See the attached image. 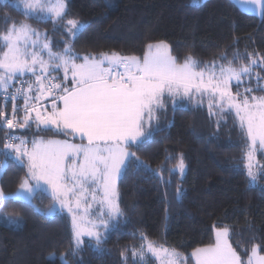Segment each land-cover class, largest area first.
<instances>
[{"label": "trees", "instance_id": "16d2710c", "mask_svg": "<svg viewBox=\"0 0 264 264\" xmlns=\"http://www.w3.org/2000/svg\"><path fill=\"white\" fill-rule=\"evenodd\" d=\"M70 19L85 26L74 40L66 35L65 26ZM13 22L46 31L53 41V51H62V41L69 40L79 57L101 52L142 57L148 43L160 41L169 44L180 63L189 53L201 61L225 64L227 60H219L222 54L228 60L237 52L264 54V14L249 13L233 0H118L116 7H110L105 0H67L66 15L57 22L56 30L51 18L26 15L9 0L6 6L0 4V34ZM247 62L241 55L235 66ZM254 71L264 76V66ZM53 74L61 82V74ZM11 107L9 101L8 116ZM21 114L22 111L18 117ZM157 117L159 130H154L141 147L130 150L153 169L163 165L162 178L130 166L118 182L123 212L118 227L109 229L101 250L93 247L94 242L85 241L78 255L68 254L70 264H134L129 248L139 245L141 232L156 245L175 248L186 255L213 244L216 228L222 227L230 228L232 245L243 260L247 259L245 249L250 252L254 244L264 246V189L249 183L247 141L235 113L210 116L206 105L197 108L187 102L173 111L169 101ZM5 131L0 129V163L5 164L0 187L10 194L16 192L27 175V163L3 154ZM15 134L29 140L43 136L81 141L70 134L37 130L35 124L17 129ZM181 153L185 174H169L167 169L176 165ZM168 156L172 159L166 160ZM178 186L183 190L179 198ZM34 195L31 204L6 201L5 211L21 217L23 223L19 228L0 223V264H61L59 256L70 253L67 215L48 216L46 212L53 205L50 195L40 190ZM52 254L54 258L49 259ZM135 264H139L138 258ZM149 264L158 263L150 257Z\"/></svg>", "mask_w": 264, "mask_h": 264}, {"label": "snow or ice", "instance_id": "6c2138e0", "mask_svg": "<svg viewBox=\"0 0 264 264\" xmlns=\"http://www.w3.org/2000/svg\"><path fill=\"white\" fill-rule=\"evenodd\" d=\"M8 2L0 0L5 6ZM242 2L254 6L257 0ZM260 2L264 4V0ZM14 7H22L26 15L43 12L47 7L56 30L57 22L66 15L67 0H57L54 6H46L42 0H14ZM5 16H8L7 12ZM36 18H40L38 14ZM65 27L69 40H74L85 26L70 19ZM40 37L41 33L31 25L15 22L0 34V97L3 98L0 129L6 130L3 154H14L21 161L27 157V175L16 192L6 194L0 187V217H4L9 225L21 227L19 221L22 218L9 216L5 211L6 201L31 204L36 191L47 192L53 200L46 213L48 216L64 209L71 215L73 244L70 253L59 256L61 264H68V254L75 256L82 250L83 237L94 241L93 247L101 250L106 232L118 227L123 212L119 207L117 180L130 166L154 172L162 178L163 165L153 169L148 161L130 149L141 147L154 130H159L156 113L165 111L169 101L175 111L185 102L202 107L207 98L210 116L218 112L224 117L234 112L247 141L245 158L249 183L255 184L258 174L264 175V166L254 171V154L257 151L264 153V95L256 94L264 92V76L254 69L264 66V54L237 52L232 60L222 54L219 60H227L225 64L201 61L189 53L180 63L178 57L171 54L170 46L160 41L148 43L142 57L117 52L89 53L82 57L83 63L77 64L75 60L81 57L73 51L69 40L62 41V51H53V41L47 33L43 34V40ZM241 55L248 62L236 67L235 61ZM61 69L63 80L57 83L60 77L53 73ZM14 82L20 86L14 87ZM242 84L246 86L241 92ZM233 86L237 89L235 92ZM49 98L51 111L41 103ZM20 99L22 105L17 103ZM9 101L12 118L6 114ZM21 111L23 116L18 117ZM33 124L37 130L70 134L82 142L34 139L29 151L28 141L12 135L10 130L30 128ZM17 140L19 144L13 143ZM171 159V156L166 157V160ZM185 167L181 153L176 165L167 171L183 176ZM4 169L5 164L0 163V172ZM89 189L92 190L90 193ZM182 191L178 186V198ZM96 192L101 193L99 200ZM85 193L100 205L97 221L87 219L91 205L87 204ZM82 200L87 205L84 209H81ZM81 211L84 214L78 216ZM129 250L134 264L136 258H139V264H144L149 254L161 258L163 264H186L183 254L176 249L157 246L143 232L139 245L132 244ZM245 252L247 259L243 260L230 242V228L222 227L215 230L214 244L194 249L191 257L195 264H264V246L254 244L250 252L247 249ZM54 256L52 254L49 259ZM121 256L126 261L124 252Z\"/></svg>", "mask_w": 264, "mask_h": 264}, {"label": "rangeland", "instance_id": "374dc122", "mask_svg": "<svg viewBox=\"0 0 264 264\" xmlns=\"http://www.w3.org/2000/svg\"><path fill=\"white\" fill-rule=\"evenodd\" d=\"M106 2H107V4L110 6V7H116V5H117V2H118V0H105ZM13 3H14V0H13ZM42 3H44L46 6H54L56 3H57V0H42ZM21 9L23 10V8L21 7ZM24 11V10H23ZM39 15V17H40V19H49L50 17H49V15H48V13H47V7L45 8V10L43 11V12H37V13H32V12H29L28 13V15H33V16H36V15ZM24 24H27V23H24ZM28 25H30V24H28ZM32 27V26H31ZM32 28H34V29H37V28H35V27H32ZM40 33H41V37H40V39L41 40H43V34L44 33H46V31H41V30H39V29H37ZM33 39H35V37H32ZM169 45V44H168ZM172 54V53H171ZM173 55V54H172ZM46 58V57H45ZM246 79V78H245ZM14 83H16V82H14ZM234 83V82H233ZM263 83V82H262ZM246 85H244V84H242L241 85V87H240V91L242 92L243 91V88L245 87ZM232 90H233V92H235L237 89H236V87L235 86H233V88H232ZM257 95H264V94H262L261 92H257L256 93ZM208 99L207 98H205L204 99V104L203 105H206L207 107H208ZM214 111H215V109H214ZM220 116V114L217 112L216 114H215V116ZM39 140H44V141H47L46 139H44V138H38ZM72 140V139H71ZM70 142V141H69ZM255 159H254V164L256 165V167H254V171H257L258 170V168L260 167V166H264V153H261L260 151H257L255 154ZM185 162V161H184ZM185 165H186V163H185ZM185 172H186V167H185V171H184V173H183V175L185 174ZM120 179V178H119ZM119 179L117 180V186H118V182H119ZM254 185H258V186H260V187H262L263 189H264V175H259L258 174V176H257V181H256V183L254 184ZM96 186H93V188H95ZM92 190L91 189H89V193L91 192ZM89 193H85V196L87 197V204H90L91 205V208L89 209V215L87 216V219H89V220H92V221H97L98 220V210H99V207H100V205L96 202V201H93L92 199H91V195L89 194ZM96 194V196H97V200H99V198H100V196H101V193H99V192H96L95 193ZM73 199V202H75V197H73L72 198ZM87 205L84 203V201L82 200L81 201V209H84L85 207H86ZM120 207V206H119ZM47 213V212H46ZM56 213H65L66 215H67V217H68V220H69V224H70V234H71V240H72V244H73V231H72V223H71V215L67 212V210L66 209H64V210H61V211H57ZM55 213V214H56ZM8 214V213H7ZM84 213H83V211H81V212H78L77 213V215L79 216V215H83ZM9 216H12V215H10V214H8ZM12 217H19V216H12ZM105 219H107V217H105ZM0 223H2V224H6V225H9L8 224V222H7V220H5L4 219V217H0ZM19 223L22 225V220L21 221H19ZM11 226H14V225H11ZM15 227V226H14ZM100 231H103V229H100ZM109 231V230H108ZM107 231V232H108ZM107 232H106V236H107ZM83 239H84V241H88V242H90V240H89V238L88 237H83ZM231 241V240H230ZM91 242H94V241H91ZM157 246H160V245H157ZM84 247V246H83ZM165 247H167V248H169V249H175V248H171V247H168V246H165ZM177 250V249H176ZM82 251V250H81ZM179 253H181V254H183V256L185 257V260H186V264H195V260H194V258H192L191 257V254H189V255H186V254H184V253H182L181 251H179V250H177ZM238 252V251H237ZM80 252H78L76 255H78ZM150 257L151 258H153L152 256H151V254H149L146 258H145V261H144V264H146V262H148V264H149V261H150ZM139 259V258H138ZM155 260H156V262L158 263V264H163V262H162V259L161 258H154ZM68 264H70L69 262H68Z\"/></svg>", "mask_w": 264, "mask_h": 264}, {"label": "crops", "instance_id": "0c3cea01", "mask_svg": "<svg viewBox=\"0 0 264 264\" xmlns=\"http://www.w3.org/2000/svg\"><path fill=\"white\" fill-rule=\"evenodd\" d=\"M235 3H237L243 10H245V11H247V12H249V13H253V14H256V15H261L262 14V12H263V4L260 2V0H257V2L255 3V5L254 6H250V5H247V4H244L243 2H242V0H233ZM84 56V55H83ZM83 56H81V58H79V59H76L75 60V63H77V64H80V63H83V60H82V57ZM105 66H107V65H105ZM59 74H61V81L63 80V76H64V72H63V69H61L60 71H59ZM68 76H69V81H70V79H71V72H69V74H68ZM67 86H71V84L70 83H68L67 84ZM58 103H59V105L62 107L63 105H62V102H60V101H57ZM41 103H44L45 104V106L47 107V109H48V111H51V103H50V98H49V100L47 101V102H45V101H42ZM158 113V112H157ZM157 113H156V116H157ZM33 115H34V113H33ZM23 116V111H22V114H21V116L20 117H22ZM44 138V139H46V140H49V139H54V140H68V141H70L71 143H81L82 141H79V142H77V141H74V140H71V139H68V138H47V137H43V136H38V137H33L31 140H29L28 138H26L25 136H22V138H24V139H26L27 141H28V143H27V145H26V147H27V149L29 150V151H31L32 150V147H33V145H32V141L35 139V140H37V141H39V139L38 138ZM84 143H86V141H84ZM17 144H19V140H18V142H17ZM13 156H15L14 154H13ZM22 162H25V163H27V157H24V159H23V161ZM231 240V239H230ZM231 242V241H230ZM215 243V242H214ZM213 243V244H214ZM232 243V242H231ZM203 247V246H202ZM193 264V263H192Z\"/></svg>", "mask_w": 264, "mask_h": 264}, {"label": "built area", "instance_id": "2783aa9c", "mask_svg": "<svg viewBox=\"0 0 264 264\" xmlns=\"http://www.w3.org/2000/svg\"><path fill=\"white\" fill-rule=\"evenodd\" d=\"M53 75H56V74H53ZM56 76H57V75H56ZM28 79H29V78H28ZM56 82L59 83L58 80H57ZM19 86H20V84L17 82V83L15 84L14 87H19ZM24 87L26 88L27 85L25 84ZM21 101H22V99L18 100L17 103L20 104V105H22V104H21ZM9 118H12V114H11V113H10V115H9ZM16 130H17V129L10 130L11 134H12V135H16V134H15V131H16ZM0 173H1V172H0Z\"/></svg>", "mask_w": 264, "mask_h": 264}]
</instances>
